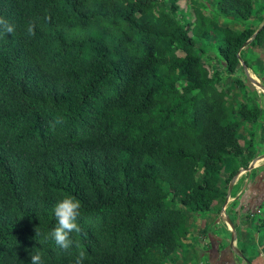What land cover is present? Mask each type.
<instances>
[{"label": "trees", "instance_id": "16d2710c", "mask_svg": "<svg viewBox=\"0 0 264 264\" xmlns=\"http://www.w3.org/2000/svg\"><path fill=\"white\" fill-rule=\"evenodd\" d=\"M179 1L0 0L13 27H0V264L37 252L43 264H75L81 251L83 264H173L185 209H221L254 158L240 130L262 110L240 101V60L248 67L243 50L264 47V25L252 38L261 20L245 24L264 17V0H209L232 24L197 0L182 16ZM213 37L221 70L196 47ZM65 197L80 202L68 250L44 240ZM261 207L245 220L263 237Z\"/></svg>", "mask_w": 264, "mask_h": 264}, {"label": "rangeland", "instance_id": "374dc122", "mask_svg": "<svg viewBox=\"0 0 264 264\" xmlns=\"http://www.w3.org/2000/svg\"><path fill=\"white\" fill-rule=\"evenodd\" d=\"M190 1L191 0H180L178 2L179 10L181 11V14L183 13L182 16L192 14L191 9L190 11L188 10L190 4H192V2ZM198 2L200 4H198ZM197 4L198 7H202V10H204V12L206 11V14L208 15L215 17H219V15H221L220 13H218V8L216 7V5L209 0H197ZM257 13H259V9ZM175 18L178 19L179 17L175 15ZM223 18L224 22H227L228 24H232L234 22L233 18L231 17L223 16ZM223 18L219 17V21H223ZM252 20L253 19L246 21L245 24H249ZM240 26L241 23L238 22L237 27ZM211 42L215 44L210 45V48H207L205 50L207 56L206 58L208 61H215V57L217 55V41L213 37L211 39ZM247 57L249 56L247 55ZM216 65L217 69L219 70L223 68L219 58H217ZM250 75L254 77L252 74ZM223 78V85L226 86L227 83H233L232 77L230 75L224 76ZM261 84L264 86V81ZM245 85L246 87L244 92L242 93L240 101H244L249 98V100L246 101L249 107H259L262 112L257 123L243 124L240 130L239 145L240 147L244 148L248 144V142H251V146L253 147L251 156H254V158L258 156L262 157H259L256 160V167L254 169L248 172L238 169V183L236 184L235 182L232 186L230 197L227 203H223L222 206L217 204V207L221 206V209L219 211H216L217 209H215L210 212H195L190 210L189 208L185 209L188 213L187 223L189 225V235L185 240L181 241L179 249L174 252V255L176 257L174 258L173 264H209L210 260L213 264H220V262H223V259L219 260L220 262L217 261L221 256V252L215 255L214 249L217 248L218 241L219 244H221L219 248H221L223 245H225L226 248L229 243L232 232L228 230L230 226L226 222L227 216L230 218L235 227V246L238 248H244L243 251L239 250L243 256H240L239 253L237 254L239 257L238 262L241 261V264H246L245 260L247 258L254 257L255 261L253 264H264V236L261 237L263 234V230L262 228H258L252 220L249 219L251 223L250 225L249 223H246L245 220L247 217V213L250 212L249 203L253 200V198H251V194L257 196L258 199L263 198L260 211L254 214L255 220L259 216H264V90L263 88L259 87L263 91L260 92V90L256 88L255 90L258 93V95H256L255 93H253V86L249 81L245 82ZM238 90L241 94L242 90ZM244 155L248 156V153H245ZM231 159L237 165L241 164V161L239 159ZM229 162V159H227L225 164L226 168L227 165H229ZM240 167L244 168L243 166ZM227 176L228 170L222 174L221 178L223 179ZM237 192L239 194L236 195ZM255 210L256 209L254 207L251 208V212ZM241 237L243 238L241 239ZM210 243L212 245V249H210Z\"/></svg>", "mask_w": 264, "mask_h": 264}, {"label": "clouds", "instance_id": "9594fccd", "mask_svg": "<svg viewBox=\"0 0 264 264\" xmlns=\"http://www.w3.org/2000/svg\"><path fill=\"white\" fill-rule=\"evenodd\" d=\"M0 27H2L3 30L8 33H11L13 31L12 25L8 24L3 18H0ZM27 31L29 35L33 34V28L31 25H29ZM241 61L242 60H240V64ZM253 86L258 87L256 85ZM236 180H238V178H236ZM53 214L56 220V227L52 229L50 232L44 234V240H54L58 247H60L63 250H68L73 245L71 234L79 233L81 231L80 226L77 223V220L80 216V202L75 198L65 197L62 200L58 201L57 204L54 206ZM229 229L230 228H228V230ZM37 235H41V233L36 228V236ZM44 240H42L41 243L44 242ZM236 248L239 249L238 247ZM84 259H85V254L82 251L79 252V254L75 257V264H83ZM30 264H43L41 254L39 252L35 254H30Z\"/></svg>", "mask_w": 264, "mask_h": 264}, {"label": "crops", "instance_id": "0c3cea01", "mask_svg": "<svg viewBox=\"0 0 264 264\" xmlns=\"http://www.w3.org/2000/svg\"><path fill=\"white\" fill-rule=\"evenodd\" d=\"M261 20V22H260ZM260 22L258 25L256 23ZM264 22V17L261 15V13L259 14V16L255 19H253L249 25L252 26V25H257V29L262 25V23ZM254 27V26H252ZM256 29V30H257ZM203 41H199L196 43V47H201L206 50L207 48L209 47H205L204 44H202ZM205 43V42H204ZM210 44V43H209ZM210 46V45H208ZM247 46V45H246ZM246 46H244L243 48H245ZM242 48V49H243ZM241 49V50H242ZM240 50V51H241ZM245 52V60L247 61V64H248V72L249 74H252L256 80H258L259 82H263L264 81V47L262 46H255V47H246L244 50ZM247 55L249 57H247ZM207 57V56H206ZM215 61L213 60H207V58H205V60L208 61V63H210L212 65V67L214 69H217V58L215 57ZM222 66H223V63H222ZM224 67V66H223ZM243 74L244 76L246 77L245 73H244V69H243ZM232 77V76H231ZM230 78V77H228ZM247 78V77H246ZM249 81V80H248ZM228 82V80H227ZM250 82V81H249ZM251 83V82H250ZM228 85H231L227 83V86ZM255 89L257 88L258 90H260V92H263L259 87H254ZM240 192V191H239ZM242 193V192H241ZM239 194L238 192L236 193V195ZM241 206V205H240Z\"/></svg>", "mask_w": 264, "mask_h": 264}, {"label": "water", "instance_id": "95a60500", "mask_svg": "<svg viewBox=\"0 0 264 264\" xmlns=\"http://www.w3.org/2000/svg\"><path fill=\"white\" fill-rule=\"evenodd\" d=\"M263 25H264V22H263L262 25H261V26H260V27H259L254 33H253L252 38L256 35V33L259 31V29H261V27H262ZM252 38H250L248 41L244 42L243 45L240 47L239 51H240L244 46H246V45L248 44V42H249ZM237 56L240 58L239 53H237ZM241 64H242V66H243L244 73H245L247 79H248L253 85H256V86H258V87L264 89V87L260 84V82H259L258 80H256L255 78H253V77L249 74L247 66H246L242 61H241ZM259 157H262V156H258V157H256V158H254V159L249 163V165H248L246 168H240L239 170H243V171H245V172H246V171H250V170H252L253 168H255V166H256V165H255V162H256V160H257ZM239 170H238V171L236 172V174L231 178V180H230V182H229V184H228V188H227V192H226V196H225L224 204L227 203V201H228V199H229V197H230L231 188H232V186L234 185V183H235V181H236L237 175L239 174ZM226 222L229 224V226H230V229H229V230L232 232V233H231V236H230L229 243H228V247L231 248L233 251H236L237 253H239L240 256H243L242 253L239 251V249H237L236 246H235V240H236V233H234V232H235V227H234L232 221L230 220V218H229L228 216L226 217ZM246 262H247V264H249L248 261H246Z\"/></svg>", "mask_w": 264, "mask_h": 264}, {"label": "flooded vegetation", "instance_id": "af4514ba", "mask_svg": "<svg viewBox=\"0 0 264 264\" xmlns=\"http://www.w3.org/2000/svg\"><path fill=\"white\" fill-rule=\"evenodd\" d=\"M239 180V179H238ZM238 180L236 181V184L238 183ZM251 198H253V200L252 201H250V211H251V208L252 207H254L256 210H258V207L262 204V199L263 198H260V199H258V197L257 196H255V195H252L251 194ZM218 243V245H217V248H219V246H221V244H219V241L217 242ZM214 246V245H213ZM210 249H212V245H211V243H210ZM217 248H215L214 249V251H215V255L216 254H218V253H220L221 254V256L218 258V260L217 261H219V260H221V259H223V262H220V264H241V261L240 262H238L239 261V257H238V253L236 252V251H233L231 248H229L228 247V245H227V247L225 248V245H223L221 248H219V249H217ZM236 252V253H235ZM209 254V253H208ZM245 262H246V260H245ZM209 264H213L212 263V261L210 260L209 261ZM246 264H247V262H246Z\"/></svg>", "mask_w": 264, "mask_h": 264}]
</instances>
